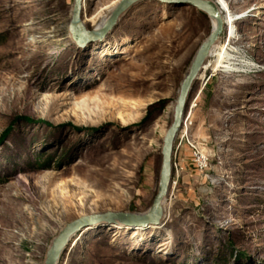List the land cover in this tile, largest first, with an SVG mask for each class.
Segmentation results:
<instances>
[{"label": "rangeland", "instance_id": "rangeland-1", "mask_svg": "<svg viewBox=\"0 0 264 264\" xmlns=\"http://www.w3.org/2000/svg\"><path fill=\"white\" fill-rule=\"evenodd\" d=\"M115 1L85 0V26ZM226 3L232 65L209 56L191 87L163 219L84 231L58 264H264V2ZM71 8L0 0V264H43L83 216L149 209L180 84L211 31L194 8L147 0L79 48Z\"/></svg>", "mask_w": 264, "mask_h": 264}, {"label": "water", "instance_id": "water-1", "mask_svg": "<svg viewBox=\"0 0 264 264\" xmlns=\"http://www.w3.org/2000/svg\"><path fill=\"white\" fill-rule=\"evenodd\" d=\"M147 0H119L117 5L105 15L92 29H88L82 20L85 0H72L70 20L67 32L71 41L79 48L90 45H102L110 37L121 17L133 6ZM160 4L186 6L196 9L214 21L208 37L199 46L184 76L173 108L172 123L165 132L161 147V165L156 195L149 209L141 214L105 212L86 215L66 224L52 240L43 264H58L63 253L73 239L84 231L109 225H130L140 227L157 226L164 216V205L172 179V154L175 140L185 121V110L191 87L197 80L201 69L209 58L213 44L220 38L223 20L214 3L208 0H152Z\"/></svg>", "mask_w": 264, "mask_h": 264}, {"label": "bare ground", "instance_id": "bare-ground-1", "mask_svg": "<svg viewBox=\"0 0 264 264\" xmlns=\"http://www.w3.org/2000/svg\"><path fill=\"white\" fill-rule=\"evenodd\" d=\"M208 1H211L212 3H214L215 6L217 7V9L219 10L221 18L223 20L222 32H223L224 29L226 31L228 29V37H229V40H230V38L234 34V30H233V20L231 18V14H230V11H229V8H228V4L226 3L227 0H208ZM254 1L255 2H260V3L264 2V0H254ZM118 2H119V0L115 1L108 8H106V10H109L107 12H110L117 5ZM100 16H102V15H100ZM90 20L92 21V19H90ZM214 26H215L214 21H211V28L214 27ZM213 54L215 55V58H216L213 68L220 67L222 69H225L226 71L227 70L229 71L230 70V65H232V63H231L232 60H231L230 56L225 52V50L220 47L219 39L213 44L209 56H212ZM116 226L119 227L121 225L120 224H116Z\"/></svg>", "mask_w": 264, "mask_h": 264}, {"label": "built area", "instance_id": "built-area-1", "mask_svg": "<svg viewBox=\"0 0 264 264\" xmlns=\"http://www.w3.org/2000/svg\"><path fill=\"white\" fill-rule=\"evenodd\" d=\"M184 125H185V121L183 122V126ZM193 157H194V163H195V165H196L198 170L203 171V170L207 169V167H208V157H207V155H205L204 153H202L200 151L199 152L197 151V153H195L193 155Z\"/></svg>", "mask_w": 264, "mask_h": 264}]
</instances>
